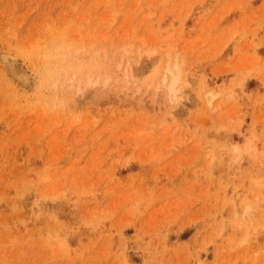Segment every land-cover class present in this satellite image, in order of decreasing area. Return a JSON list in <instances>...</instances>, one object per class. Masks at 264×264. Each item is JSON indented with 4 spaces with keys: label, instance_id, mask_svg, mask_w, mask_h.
Returning <instances> with one entry per match:
<instances>
[{
    "label": "rangeland",
    "instance_id": "obj_1",
    "mask_svg": "<svg viewBox=\"0 0 264 264\" xmlns=\"http://www.w3.org/2000/svg\"><path fill=\"white\" fill-rule=\"evenodd\" d=\"M0 264H264V0H0Z\"/></svg>",
    "mask_w": 264,
    "mask_h": 264
},
{
    "label": "bare ground",
    "instance_id": "obj_2",
    "mask_svg": "<svg viewBox=\"0 0 264 264\" xmlns=\"http://www.w3.org/2000/svg\"><path fill=\"white\" fill-rule=\"evenodd\" d=\"M123 51H125V50H123ZM125 52H128V51H125ZM123 55H126V53L125 54H123ZM14 57V56H13ZM6 58V60H8L9 62L10 61H12V56H11V60H10V56H6L5 57ZM14 60V59H13ZM8 61H6V62H8ZM8 62V63H9ZM164 68H165V71L170 75V81H169V86H168V88L171 90V91H173L176 95L177 94H179L178 93V90L179 89H177V88H175V86H176V84H177V82H178V80H179V75H180V70H179V67L177 66V65H175V67H171L170 65H169V63L167 62V64L164 66ZM166 76V75H165ZM93 84V83H92ZM86 86L88 87H91V85H87L86 84ZM85 87V86H84ZM83 87V88H84ZM88 87V88H89ZM82 88V89H83ZM84 90V89H83ZM81 91V90H80Z\"/></svg>",
    "mask_w": 264,
    "mask_h": 264
}]
</instances>
